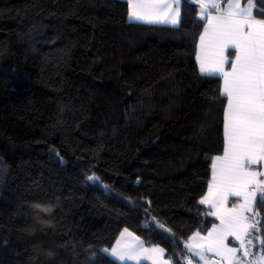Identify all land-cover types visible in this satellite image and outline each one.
Returning a JSON list of instances; mask_svg holds the SVG:
<instances>
[{
    "label": "trees",
    "instance_id": "16d2710c",
    "mask_svg": "<svg viewBox=\"0 0 264 264\" xmlns=\"http://www.w3.org/2000/svg\"><path fill=\"white\" fill-rule=\"evenodd\" d=\"M180 6L171 25L127 0H0V264H150L106 251L124 228L190 264L227 99L196 60L199 3ZM252 224L254 250L261 194Z\"/></svg>",
    "mask_w": 264,
    "mask_h": 264
},
{
    "label": "snow or ice",
    "instance_id": "6c2138e0",
    "mask_svg": "<svg viewBox=\"0 0 264 264\" xmlns=\"http://www.w3.org/2000/svg\"><path fill=\"white\" fill-rule=\"evenodd\" d=\"M258 2L260 0H247V4L242 6L240 0H229L226 10L215 18V23L209 19V28L205 29V35L200 38L201 55L197 56L201 73H220L223 76V95L227 98V110L224 113V155L215 157L212 165L218 202L222 204L228 195L244 198L239 210L234 206L227 217H220L223 227L220 235L211 242L218 247L224 245L227 235L235 236L237 240H241V247L244 246L243 236L248 234L249 229L256 227L255 224L246 222L249 218L244 212H253L257 192L264 196V181L256 180L258 175L264 174L250 168L251 165L264 162V19L257 20L253 15ZM130 3L133 8L130 18L150 23H178L179 0H172V3L160 0L153 5L132 3V0ZM143 7L154 10L148 13L136 10ZM209 7L219 10L220 5L217 0H201L202 13ZM257 14L264 15V12ZM229 49H234V58L231 60ZM226 64H230L229 71H225ZM251 184H255L256 188L250 191ZM211 193L212 186L209 189V194ZM208 202L207 196L200 201L202 204ZM211 236L212 233H209V237ZM261 243L264 244V240ZM227 251L234 255L237 250ZM111 254L117 256L115 248ZM244 255H249L247 249ZM118 258L124 257L121 255ZM231 259L229 257L230 264ZM259 264H264V256L259 258Z\"/></svg>",
    "mask_w": 264,
    "mask_h": 264
},
{
    "label": "crops",
    "instance_id": "0c3cea01",
    "mask_svg": "<svg viewBox=\"0 0 264 264\" xmlns=\"http://www.w3.org/2000/svg\"><path fill=\"white\" fill-rule=\"evenodd\" d=\"M127 1H128V5H129V19L133 20V21L147 22L144 20H137L134 18H130V13L133 11V8L131 6L130 0H127ZM195 1H197L200 5L199 14L206 18L205 26L202 29V32H201L199 39H198L197 51H196V60H197V63L200 67V61L197 59V56L201 55V39L200 38H201V36L205 35V29L209 28V19H212L213 23H215V18L222 15L223 12L226 10L227 5L229 3V0L223 6L220 5V0H217V2L220 5L219 10H217L216 8L209 7L207 9H205L203 11V13H202V9H201V0H195ZM159 2H160V0H132V3H140L143 5H153V4H156ZM166 2L172 3V0H166ZM180 2H181V0H179V4H178V9H179L178 23H176V24H172L170 22H151V23L178 25L180 23V20H181ZM240 3L242 6L247 4V2L245 3L243 0H240ZM174 7H177V5H174ZM136 10L141 12V13H148V12L153 11L154 9H152L150 7H143V8L136 9ZM169 14L171 15V13H169ZM253 15L255 16V18L257 20L263 19V18H259L255 15L254 9H253ZM147 23H150V22H147ZM207 42H208V37L206 36L205 43L207 44ZM230 50L234 51V49H229L228 52ZM209 52H211L210 49H209ZM232 58H234V55L232 57H229L230 60ZM224 67H225V71L230 70V64H226ZM208 75H216V76L221 77L222 92H223V85H224L223 76L220 73H213V74H208ZM226 110H227V102H226L225 111ZM224 149H225V138H224V147H223L222 152L215 155V157H217V156L223 157ZM215 157H214V160H215ZM214 160H213V162H214ZM212 165H213V163H212ZM217 165L219 168V162H217ZM250 168L252 171H256L258 173L264 174V162L251 165ZM256 180L264 181V175H258L256 177ZM210 186H212L211 195L209 194ZM255 188H256L255 184L249 185L250 191L254 190ZM260 194H261L260 192H257V196L253 202V212H244V215L247 216L248 218L250 217V219L255 217L256 202H257V199H258ZM206 196L208 197L209 202L205 203L204 205L209 207L210 214L213 215L214 217H216L217 221L209 228V230L207 232H204V233L199 232V233H202V240L205 241V245H202V251L205 252L207 250H211V251L215 250V252H217V253L221 254L222 256H224L225 258H227V260H228L227 264H230L229 263L230 262L229 257L232 258L231 264H237V262H240V264H254V262H256V264H258L259 258L261 256H264V244L260 245L259 248H256L254 250L250 249L249 245L246 247H243V249H241V247L239 245L241 240H237L235 238V236H233V235H227L226 236V238L224 239V245L223 246L218 247L215 243H211V242H214L216 240L218 235H220L221 228L223 227L222 225H217L219 223L218 218H220V217L216 212H213L212 210H215L216 208L227 207V214H226V216H227L229 214L230 210L233 209L234 206L237 208V210H239V206L244 203V198L242 196L238 197V196H234V195H228L227 200H225L222 204L218 202V194H217L216 188L214 187V181H213V167H212V174H211V179H210V182L208 185V189H207L206 193L204 194V196L202 197V199ZM213 213H216V214L214 215ZM252 223H253V221L250 224H252ZM197 233L198 232L194 233L189 238V241ZM209 233H212L211 237H209ZM245 236L246 235L243 236V239L245 238ZM210 240H211V242H210ZM189 241H188V251H189V263L190 264H193V263H196V264H212V263L221 262V260L220 261L212 260L211 255H210V261L207 260V258L205 256L206 254H202L203 258H201L195 251H193L191 249V247L189 246ZM113 248L116 249L117 256H113L111 254ZM227 249H236L237 251L233 255L232 253H229L227 251ZM245 249H247V251L249 252V255H247V256L244 255ZM159 250H163V251L161 252ZM106 251L112 257H114L116 260L123 262V263H125V262H130V263L149 262L150 264H170V261L165 256V249L163 247H161L159 245L147 244L140 236H138L136 233H134L132 230H130L128 228L122 229V231L120 232V235L116 239L115 243L111 247L106 249ZM240 252L241 253L243 252L241 254L242 256L240 255ZM121 255L124 257L123 259L118 258V256H121Z\"/></svg>",
    "mask_w": 264,
    "mask_h": 264
},
{
    "label": "rangeland",
    "instance_id": "374dc122",
    "mask_svg": "<svg viewBox=\"0 0 264 264\" xmlns=\"http://www.w3.org/2000/svg\"><path fill=\"white\" fill-rule=\"evenodd\" d=\"M213 212H216L219 217H221L222 215L227 217V207H222V208H216L215 210H212ZM219 219V223L217 225H221V219ZM247 223H251V219L249 217V219L246 221ZM211 242V240H210ZM202 245H205V241L202 240V233H197L196 235H194V237H192V239L189 241V246L191 247V249L193 251H195L200 257H202V254H206V258L208 261H210V255H211V259L213 255H216L220 258L221 262L218 263H212V264H227L228 260L227 258H225L224 256H222L221 254L215 252V250L211 251V250H207V251H202ZM240 247H241V242L239 243ZM238 248V247H237ZM241 249H243V247H241ZM230 263V262H229ZM258 263V262H257ZM259 264V263H258Z\"/></svg>",
    "mask_w": 264,
    "mask_h": 264
},
{
    "label": "built area",
    "instance_id": "2783aa9c",
    "mask_svg": "<svg viewBox=\"0 0 264 264\" xmlns=\"http://www.w3.org/2000/svg\"><path fill=\"white\" fill-rule=\"evenodd\" d=\"M253 219L254 218H252L251 221H253ZM250 233H251V229H249L248 234H246L245 238L243 239V243H244V246L243 247H246V246L249 245L248 241H249V235H250ZM212 260H214V261H220V259L217 256H215V255L212 256ZM193 264H196V263H193Z\"/></svg>",
    "mask_w": 264,
    "mask_h": 264
}]
</instances>
